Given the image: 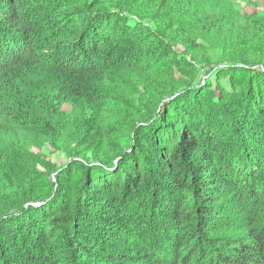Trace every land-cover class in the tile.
<instances>
[{
    "label": "trees",
    "instance_id": "1",
    "mask_svg": "<svg viewBox=\"0 0 264 264\" xmlns=\"http://www.w3.org/2000/svg\"><path fill=\"white\" fill-rule=\"evenodd\" d=\"M198 5L0 0V264H264V20ZM204 31L218 93L167 75L198 76ZM123 71L144 105L108 87ZM78 99L90 124L62 132L51 107ZM16 127L71 159L55 182L5 148Z\"/></svg>",
    "mask_w": 264,
    "mask_h": 264
},
{
    "label": "rangeland",
    "instance_id": "2",
    "mask_svg": "<svg viewBox=\"0 0 264 264\" xmlns=\"http://www.w3.org/2000/svg\"><path fill=\"white\" fill-rule=\"evenodd\" d=\"M194 1V0H190ZM199 2V14L206 22L214 18L229 17V24L232 22L244 23L248 20L262 21L264 20V0H196ZM230 29V25H229ZM201 45L197 51V57L193 62L199 74L192 77L191 74H184L173 71L168 73L174 80L186 81L192 84H201L211 87L215 92H219L222 88H229V79L218 76V69L224 68L226 64H219L223 61L221 52L218 48H213V43L218 38H211L207 31L201 35ZM108 87L114 88L122 97L128 98L131 102L138 105H144L145 98L142 86L138 76L134 71H123L112 73ZM97 106L91 102L78 99L68 103H57L51 107V111L56 115L53 125H58L62 132H67L74 128L75 123H82L84 126L90 124ZM12 134L6 136L8 143L5 148L8 152L17 154L20 157H33L41 164L40 170L49 173L53 181L56 176L63 170L71 159L68 158L63 150L54 148L50 143L43 142L39 132L21 131L18 127ZM11 131V130H10ZM33 144L39 147H33ZM27 146H31L28 148ZM7 158V157H6ZM13 159V158H12ZM9 181L5 178L0 167V191L3 187H8Z\"/></svg>",
    "mask_w": 264,
    "mask_h": 264
}]
</instances>
